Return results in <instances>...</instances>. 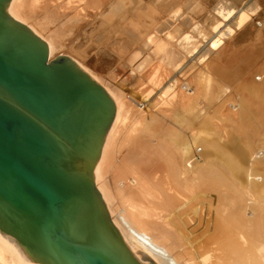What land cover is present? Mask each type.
Segmentation results:
<instances>
[{"label":"bare ground","instance_id":"1","mask_svg":"<svg viewBox=\"0 0 264 264\" xmlns=\"http://www.w3.org/2000/svg\"><path fill=\"white\" fill-rule=\"evenodd\" d=\"M206 1L11 0L8 11L47 42L50 57L71 49L97 81L88 70V47L115 43L113 52L144 87L142 98L164 85L155 105L159 118L147 119L125 91L102 84L116 111L93 178L135 255L157 264H264V166L252 165L249 144L264 125V71L244 80L243 55L222 47L246 27L259 2L212 0L207 9ZM58 16L72 20L68 44L46 31L44 22ZM191 56L200 63L192 74L195 67H182ZM216 81L235 89L209 109ZM194 118L202 123L186 136ZM215 119L233 122L237 128L224 131L246 133L244 141L219 143ZM0 264L41 263L0 230Z\"/></svg>","mask_w":264,"mask_h":264},{"label":"water","instance_id":"2","mask_svg":"<svg viewBox=\"0 0 264 264\" xmlns=\"http://www.w3.org/2000/svg\"><path fill=\"white\" fill-rule=\"evenodd\" d=\"M0 0V230L41 264H157L123 239L93 171L116 106Z\"/></svg>","mask_w":264,"mask_h":264},{"label":"rangeland","instance_id":"3","mask_svg":"<svg viewBox=\"0 0 264 264\" xmlns=\"http://www.w3.org/2000/svg\"><path fill=\"white\" fill-rule=\"evenodd\" d=\"M207 1H208V4L205 3L207 5V6L205 5V7H207V9H210V7H211V9H213L214 6H212V5H214L213 2L215 0L214 1L207 0ZM216 1H219V0H216ZM227 1H228V3H229V1H230V3L233 2V4L232 3L230 4L231 6H233L234 3H236L235 5H237L241 1H244V0H240V2H237L239 0H227ZM246 1L247 0H245L244 2H246ZM258 2H259L258 9L255 11V14L252 15V17L248 21L246 27L244 29L239 30L236 33H234V35H233L234 38L233 37H231V39L226 38V39H224V43H222V47L224 44L226 45V50L228 53H232V52L235 53V52L240 51L241 54L243 55L242 57H244V59L246 61V62H244V67H243L244 72L246 71L244 73L245 75L243 77L244 80H247V78H250V76L253 73H254L253 75H256V74H259L262 71H264V0H258ZM210 3H212V4H210ZM215 5H217V3ZM87 19H85V20L83 19V20L86 21ZM71 21L72 20L58 16V18L47 20L44 23H45L47 33H49L51 36H53L55 38L60 39V41L63 44H68L72 41V39H70V30H69V28L71 26ZM223 24H224V26H222V27L225 28V23H223ZM187 31L188 30L186 28L185 32H187ZM122 32H123V30L120 27L118 32H117L119 37L123 36ZM78 37L79 36H76L74 38V42H77ZM61 42H59V43H61ZM112 44H113V46H112ZM202 45L204 46L205 44L203 43ZM109 46H106L104 50H93L92 47H88L89 55H87V56L89 59H91V61L88 64V67H89L88 70L97 77V79L101 82V84L107 85L109 88H111L113 90L121 89V90L125 91L128 96H130L132 99L135 100V102H136L135 105L137 107L138 112H141L144 115H146V118L148 117L147 119H150L151 117H153L154 119L155 118L158 119L160 112H158V107L155 106L157 103L156 99H157V96H158L159 92L161 91V89H163L164 85H162L160 88H157V90L155 89V90L151 91L150 93H146L147 98L145 97L146 95H143L144 98H142L139 95V93L144 90V87L143 86L141 87L142 83L139 82V80L135 79V77L130 73L131 71L129 68L127 69V67L124 66V62H123V59L121 58L122 56L120 55V53L115 52L116 50L113 52V50H114L113 48L116 46V44L110 43ZM71 52H72V50L70 49L66 53L72 56L74 53H71ZM73 56H75V55H73ZM192 57L193 56H191L190 58H192ZM194 57L196 58V56H194ZM194 57L192 59L189 58L190 60L189 59L186 60V62L184 63L185 65L184 64L182 65V67L184 66L186 69L189 67H195V70H193L194 69L193 68L192 69L193 71L192 70H191L192 72L190 71L191 74L194 73L195 71H197L198 65H200V63L198 61L199 59L196 58V60H195ZM77 58H80V57H77ZM89 59H87V60H89ZM192 60H194V61H192ZM85 62H86V60H85ZM121 64L123 66H121ZM255 72H256V74H255ZM182 79H185V77H183ZM218 82L216 81V84L213 87V91L210 94V101L208 102V106H210L209 109L213 108V106L216 107L217 105H219L235 89L234 86H229L225 83L223 86L222 83H220V82L218 83ZM150 112H151V114H150ZM154 114H157V115H154ZM166 114L168 116H172L169 118V120L171 122L173 117H174L173 111H169ZM202 120H203L202 118H197V119L194 118L192 126L190 125L188 127L189 129L186 132H184V134L186 136L189 134L188 136H190L191 135L190 131L194 130V128L196 130L197 129L196 127L201 125ZM211 123H212L211 127L214 128L215 131L218 133V137H219L218 140L221 141L219 143L224 144V143H227L229 141H232L233 143H238L237 138L239 136H240L239 138L242 139V141H244V139H245L244 136L246 133L245 134L243 133L244 136L239 135L237 137V134L232 136L230 133H226L228 131H226V130L224 131V128L229 130L230 127H232L231 124H233V122L231 124H229L227 121L215 119ZM174 125L178 126L177 124H174ZM234 125L235 124H233L232 128H237ZM263 133H264V125H261V127L257 128V130L255 131V133H254V135H253V137L249 143L251 145V147H250V154L251 155L250 156L252 158L256 159L254 162L252 161V165L257 166L260 164L259 166H264L263 165L264 164V136H263ZM229 137L230 138L232 137V139H229ZM261 137H263V138H261ZM222 139L224 140L223 142H222ZM194 152L196 154L195 159L199 163H202L203 160H202V157H200L199 154L197 153L198 151L196 149H194ZM212 161L214 162L215 160H212ZM210 177L216 178L217 175H216V173H213V174H210Z\"/></svg>","mask_w":264,"mask_h":264}]
</instances>
